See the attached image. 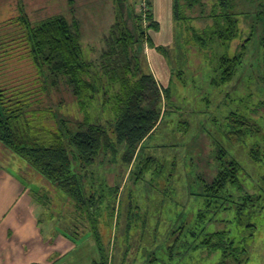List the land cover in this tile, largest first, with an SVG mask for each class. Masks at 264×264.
<instances>
[{
    "label": "rangeland",
    "instance_id": "374dc122",
    "mask_svg": "<svg viewBox=\"0 0 264 264\" xmlns=\"http://www.w3.org/2000/svg\"><path fill=\"white\" fill-rule=\"evenodd\" d=\"M18 1L0 0V22L19 16ZM20 1L35 24L59 17L72 30L79 29L95 92L82 108L65 82L57 79L52 84L51 77L46 98V106L68 125L76 126L86 116L92 124L110 128L116 120L122 87L112 79L108 66L118 63L115 41L124 26L134 30L141 24L163 50L162 54L143 43L136 44L132 54L147 58L162 89L161 124L131 163L114 167L109 161L95 170L98 182L121 186V225L116 228V218L103 224L105 242L111 245L115 240L112 252L119 258L113 264H218V251L206 245L193 251L192 241L218 243L222 231L246 240L242 263L264 264V4L256 18L260 0H235V12L249 15L241 17L236 37L227 44L218 38H206L201 44L198 37L214 24L210 15L216 0H200L202 4L194 7L181 0L183 27L169 16L174 1L169 0V13L160 9L159 33L147 29L141 0ZM243 44L246 47L240 52ZM223 55L237 61L228 60L220 67ZM27 66L21 65L24 72H29ZM0 167L27 183L42 181L24 162H12L5 152H0ZM223 174H228L224 194L206 193V187ZM47 185H41L40 193L36 190V197L44 206L57 204V223L68 203L65 194ZM118 210L116 204L115 214ZM46 218H52L49 212ZM67 223L64 218L62 224ZM77 225L82 233L83 224ZM77 240L74 264H91L98 258L92 236L84 233Z\"/></svg>",
    "mask_w": 264,
    "mask_h": 264
},
{
    "label": "trees",
    "instance_id": "16d2710c",
    "mask_svg": "<svg viewBox=\"0 0 264 264\" xmlns=\"http://www.w3.org/2000/svg\"><path fill=\"white\" fill-rule=\"evenodd\" d=\"M260 1L256 18L264 4V0ZM141 2L144 8L140 11L147 15V29L159 33L162 26L156 19L153 1ZM180 2L173 1L171 14L174 23L183 27L181 22L186 20L181 14ZM187 2L189 7H194L201 5L203 0ZM234 3L235 0H216L210 15L214 24L208 26L203 37H198L201 44L207 41L206 38H218V42L227 44L236 37L244 14L235 12ZM18 13L19 16L0 22V152L10 154L12 162L21 160L46 185L48 183L65 194L69 212L67 220L71 223L66 227L69 229L64 231L65 235L77 240L80 235L89 233L98 253L94 264H113L119 258L117 252L113 254L115 240L111 245L107 240L105 242L103 224L105 219L113 223L115 218L116 228L120 224L123 214L119 202L121 186L98 182L95 170L109 161L114 167L120 163H131L161 124L163 116L159 104L162 89L149 68L147 58L144 55L135 58L132 54L134 46L143 43L160 53L163 50L156 47L141 24L134 26V30L124 26L115 41L118 63L108 66V73L122 87L117 99L116 120L106 128L92 124L85 116L82 123L71 126L59 120L53 109L46 106V98L49 97L51 77L54 79L52 84L57 79L63 80L81 106L95 92L94 82L90 79L92 66L83 59L79 29L74 26L75 31L72 32L67 20L59 17L35 24L30 21L20 0ZM247 15L244 18L249 17ZM139 18L142 19V15ZM245 47L243 44L240 52ZM228 60L237 61L223 55L218 65L223 67ZM24 64L28 65L29 72H24L21 67ZM229 78L230 75L224 81ZM119 149H123L122 152ZM227 178L228 174L221 175L214 185L206 187V193H218L221 197ZM49 198L44 195L45 200L50 201ZM116 204L119 205L117 214ZM239 208L242 209L240 205ZM79 222L84 227L82 233L78 231ZM245 241L243 237L233 238L229 231H222L218 234V243L192 241L196 244L192 245V250L206 245L218 251V264H244L242 258L247 254Z\"/></svg>",
    "mask_w": 264,
    "mask_h": 264
},
{
    "label": "crops",
    "instance_id": "0c3cea01",
    "mask_svg": "<svg viewBox=\"0 0 264 264\" xmlns=\"http://www.w3.org/2000/svg\"><path fill=\"white\" fill-rule=\"evenodd\" d=\"M152 1L156 19L161 22L160 9L169 13V0ZM32 183L0 167V264H74L72 256L79 244L64 233L70 225L62 224L69 212L66 209L60 216L58 231L57 204L47 207L36 197L46 182L39 180L35 187ZM48 212L50 220L46 218Z\"/></svg>",
    "mask_w": 264,
    "mask_h": 264
}]
</instances>
